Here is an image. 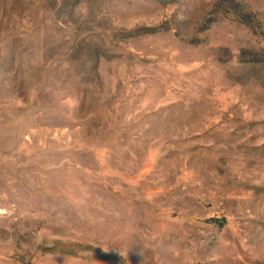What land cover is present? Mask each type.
Instances as JSON below:
<instances>
[{
    "label": "rangeland",
    "instance_id": "rangeland-1",
    "mask_svg": "<svg viewBox=\"0 0 264 264\" xmlns=\"http://www.w3.org/2000/svg\"><path fill=\"white\" fill-rule=\"evenodd\" d=\"M0 264H264V0H0Z\"/></svg>",
    "mask_w": 264,
    "mask_h": 264
}]
</instances>
